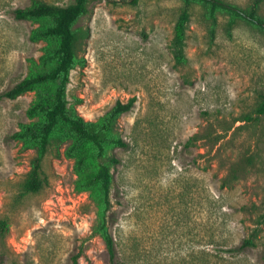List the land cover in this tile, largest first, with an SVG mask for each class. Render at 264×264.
<instances>
[{
	"label": "rangeland",
	"instance_id": "rangeland-1",
	"mask_svg": "<svg viewBox=\"0 0 264 264\" xmlns=\"http://www.w3.org/2000/svg\"><path fill=\"white\" fill-rule=\"evenodd\" d=\"M34 1L66 7L73 0H0V96L38 62L37 23L14 11ZM255 8L264 0H221ZM180 0H90L79 26L89 37L70 73L67 101L86 121L134 98L118 120L127 144L108 157L113 185L109 230L120 264H264V34L243 23L229 37L220 17L212 37L199 6L191 8L183 67L169 44ZM34 92L0 98V264H109L94 233L98 207L78 186L67 145L52 144L42 187L22 195L35 153L10 137L35 102ZM251 117L248 121L246 118ZM196 133L210 139L188 144ZM258 228L256 246L228 253Z\"/></svg>",
	"mask_w": 264,
	"mask_h": 264
},
{
	"label": "trees",
	"instance_id": "trees-1",
	"mask_svg": "<svg viewBox=\"0 0 264 264\" xmlns=\"http://www.w3.org/2000/svg\"><path fill=\"white\" fill-rule=\"evenodd\" d=\"M182 10L174 24L172 39L169 44L176 67H183L188 60L185 55L187 29L191 19V8L199 6L205 22L209 25L213 37L218 27L219 18H226L225 33L230 37L238 24L264 34V20L255 8L241 9L221 0H180ZM90 0H73L66 7L48 5L34 1L26 8L14 11L17 21L37 23L31 30L29 40L42 43V54L38 62L28 60L30 72L11 89L1 94L0 98L15 100L23 94L34 92L35 102L28 108L26 115L31 121L21 124L19 130L10 138L21 143L23 149L31 150L35 157L31 162L29 176L22 186V195L37 193L42 187L41 165L52 144L67 145L65 156L75 161L78 186L82 192H90L95 198L98 212L93 228L105 247L108 263L120 264L114 238L109 230L111 198L113 185L111 164L118 163L108 157L112 149H125L126 142L118 136L119 118L134 106L135 99L126 103L117 102L97 121L84 120L77 109L70 106L66 90L69 77L79 65L78 53L84 41L89 37V29L79 26L82 18L89 13ZM254 113L255 120L264 115V94L259 97ZM251 121V117L246 118ZM210 133H196L187 142L210 139ZM7 222L0 221V238L4 236ZM259 230L255 228L238 247L228 253H241L256 246Z\"/></svg>",
	"mask_w": 264,
	"mask_h": 264
}]
</instances>
